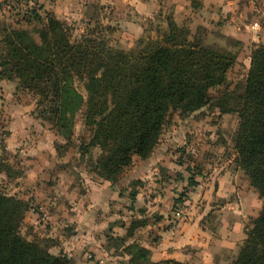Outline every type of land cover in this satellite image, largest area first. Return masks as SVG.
<instances>
[{
	"label": "crops",
	"instance_id": "0c3cea01",
	"mask_svg": "<svg viewBox=\"0 0 264 264\" xmlns=\"http://www.w3.org/2000/svg\"><path fill=\"white\" fill-rule=\"evenodd\" d=\"M5 1L0 0V23L7 9ZM32 1L40 12H50L67 25L82 28L80 33L92 26L96 15L101 24L114 26L116 22L118 26L112 33L122 32L126 38L139 37L143 31L137 22L154 18L159 7L173 12L177 20L179 10L185 14L202 10L213 15L220 7L251 2ZM102 11H107V17H101ZM260 13L264 16V10ZM198 113L200 110L182 119L175 115L181 126L163 130L149 157H134L116 182L95 175L74 178L70 166L60 165L54 133L41 127L39 132L44 131L47 141H37L30 152L24 147L27 142L15 145L9 141L10 149L24 156L19 162L23 176L16 180V191L12 193L28 207L20 229L22 237L40 244L52 255L66 256L72 264H130L137 248L147 250L153 263L172 260L183 264H231L245 238L247 222L262 210V197L237 168L236 154L222 158V144L214 140L211 128L206 131L210 141L197 142L196 146L188 142L201 130L195 119ZM14 123L10 138L28 132L20 119L17 125ZM183 151H191L193 159L176 161ZM189 178L195 182L193 186H189ZM186 187L189 190H184ZM183 190L184 194H179L184 195L183 200L179 201L178 193ZM86 251L92 253L91 260L85 259Z\"/></svg>",
	"mask_w": 264,
	"mask_h": 264
},
{
	"label": "trees",
	"instance_id": "16d2710c",
	"mask_svg": "<svg viewBox=\"0 0 264 264\" xmlns=\"http://www.w3.org/2000/svg\"><path fill=\"white\" fill-rule=\"evenodd\" d=\"M32 17L42 25V33L40 43L30 46L15 41L0 23L6 45L0 50V80L15 79L37 92L48 104L44 119L68 141L75 114L83 110L90 146L100 151L94 175L110 182L120 178L134 157H149L171 116L182 119L205 106L208 91L225 83L237 57L190 38V30L169 17L161 35L140 39L129 51L93 34L73 40L70 25L50 12L36 11ZM74 78L83 82L85 96L71 86ZM230 97L232 104L221 101L219 110L238 118L235 164L264 197V43L251 53L242 92ZM188 184L195 182L189 178ZM27 209L18 197L0 192V264H72L21 236ZM130 264L183 263H153L147 250L137 248ZM231 264H264V207L245 230Z\"/></svg>",
	"mask_w": 264,
	"mask_h": 264
},
{
	"label": "rangeland",
	"instance_id": "374dc122",
	"mask_svg": "<svg viewBox=\"0 0 264 264\" xmlns=\"http://www.w3.org/2000/svg\"><path fill=\"white\" fill-rule=\"evenodd\" d=\"M31 2V0L5 2L4 8L7 9L2 14L4 18H2L1 24L5 27L6 33L12 34L15 41L24 46L39 44L42 33V25L34 21L32 17L36 11L42 14L41 9L31 7ZM7 6H10V8ZM195 8L197 7H192V9ZM260 10H264V0H251L250 3L245 5L237 4L236 6L220 7L217 14L212 12L213 15L207 14L206 11L202 12V10L191 11L190 14H185V12L179 10L178 19L174 20L173 12L159 7L154 18L137 22L143 32L136 38L123 37L122 32L112 33V30H115V26H118V24L116 22H113L114 26H109L105 22L101 24L97 21L96 15L92 17V26L83 28V33H80L82 28L71 25L69 28L73 40L79 39L82 34H93V36H98L100 39L107 41L108 45L113 48L129 51L136 46L138 40L153 37L157 34L161 35L166 29V19L169 17L178 26L188 28L191 33L190 38H197L207 46L220 47L236 53L235 64L229 69L225 83L208 91V103L195 116L196 122L201 128L200 132L192 134V138L188 139L192 146H196L197 142H206L207 139L209 140L206 131L211 128L214 140L222 144V149L219 151L222 158H229L232 154H235L233 147L238 118L234 113L220 114L219 106L221 101L224 100H228L231 105L230 95L242 92L251 53L257 46L264 43V16H262ZM232 16H235V19ZM101 17H107V11H102ZM3 46L6 45L4 34H1L0 50ZM1 60L0 54V62ZM71 81V86L85 96L83 82H79L75 78ZM47 111L48 104L41 100L37 92L21 87L15 79L9 82L0 80V192L12 195L13 191H16L14 190L15 184L18 183L16 180L23 176V170L19 162L24 156H21L17 150L10 149L9 141L15 145L27 142L24 147L30 152L31 147L38 144L37 141H47L46 137L43 136L44 131L39 132L40 127L49 133H54V150L57 157L60 158V165L70 166L74 178L80 179L84 175H94L93 163L100 151L97 147L90 146V130L82 124L81 115L83 110L77 111L75 114L70 141L62 138L56 127L50 121L44 119L47 117ZM19 119L24 126L29 128L28 132L25 135H18L16 139L10 138L12 123L15 122L14 125H17ZM176 119L175 115L169 118L167 125L164 127L165 132L174 125L181 126ZM200 138L201 140H199ZM182 154H185L184 157H182ZM182 158L191 161L193 154L191 151L188 153L183 151L180 156H177L176 161ZM189 188L186 187L184 190L187 191ZM184 190L180 191L178 195L180 193L184 194ZM182 196H178L179 201L183 200ZM261 201L263 208L264 197L261 198ZM251 222H247L245 230L251 226ZM226 262L223 261L220 264H227Z\"/></svg>",
	"mask_w": 264,
	"mask_h": 264
},
{
	"label": "built area",
	"instance_id": "2783aa9c",
	"mask_svg": "<svg viewBox=\"0 0 264 264\" xmlns=\"http://www.w3.org/2000/svg\"><path fill=\"white\" fill-rule=\"evenodd\" d=\"M8 1H10V0H6L5 2H8ZM30 5H31V7H37L36 4L33 1L30 3ZM7 7L10 8V6H7ZM32 208H34V207H32ZM84 257H85L86 260H91L92 259V253L90 251H86L84 253Z\"/></svg>",
	"mask_w": 264,
	"mask_h": 264
}]
</instances>
